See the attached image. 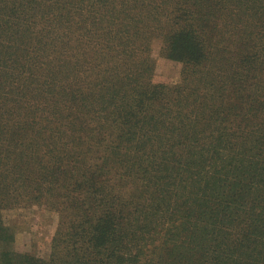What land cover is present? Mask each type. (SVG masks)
<instances>
[{
    "label": "trees",
    "instance_id": "obj_1",
    "mask_svg": "<svg viewBox=\"0 0 264 264\" xmlns=\"http://www.w3.org/2000/svg\"><path fill=\"white\" fill-rule=\"evenodd\" d=\"M0 264H264V0H0Z\"/></svg>",
    "mask_w": 264,
    "mask_h": 264
},
{
    "label": "rangeland",
    "instance_id": "obj_2",
    "mask_svg": "<svg viewBox=\"0 0 264 264\" xmlns=\"http://www.w3.org/2000/svg\"><path fill=\"white\" fill-rule=\"evenodd\" d=\"M82 20V18L80 17ZM161 43L152 42L151 56L155 61L152 82L174 87L181 82L182 64L160 54ZM2 209L3 225L10 229L12 248L19 254H28L46 263L53 259V239L60 223L55 209L40 203L24 202Z\"/></svg>",
    "mask_w": 264,
    "mask_h": 264
}]
</instances>
